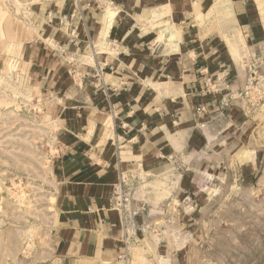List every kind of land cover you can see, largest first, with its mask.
<instances>
[{"label": "crops", "instance_id": "crops-1", "mask_svg": "<svg viewBox=\"0 0 264 264\" xmlns=\"http://www.w3.org/2000/svg\"><path fill=\"white\" fill-rule=\"evenodd\" d=\"M33 4L36 34L22 49L56 130L52 250L61 264H116L140 220L113 209L114 186L133 209L164 182L181 198L209 192L232 153L257 141L261 116L228 96L264 57V0Z\"/></svg>", "mask_w": 264, "mask_h": 264}, {"label": "rangeland", "instance_id": "rangeland-1", "mask_svg": "<svg viewBox=\"0 0 264 264\" xmlns=\"http://www.w3.org/2000/svg\"><path fill=\"white\" fill-rule=\"evenodd\" d=\"M36 1L0 0V264H61L50 239L56 130L22 49L36 34L29 10ZM236 102L261 116L257 141L232 153L209 192L181 198L165 182L140 191L139 241L116 264H264V102Z\"/></svg>", "mask_w": 264, "mask_h": 264}, {"label": "built area", "instance_id": "built-area-1", "mask_svg": "<svg viewBox=\"0 0 264 264\" xmlns=\"http://www.w3.org/2000/svg\"><path fill=\"white\" fill-rule=\"evenodd\" d=\"M264 64L263 57L252 59L251 64L247 66L248 76L242 92L236 93L228 100H239L241 103H248L249 106L259 105L264 102V75L261 73L260 67ZM111 204L113 209L120 212L125 217L132 219L137 216L141 208L133 209L132 196L130 191L125 190L122 185H116L113 188ZM126 259V255L119 257V261Z\"/></svg>", "mask_w": 264, "mask_h": 264}]
</instances>
